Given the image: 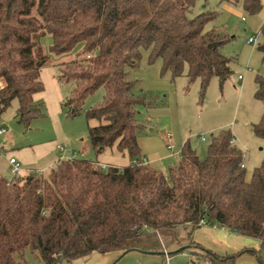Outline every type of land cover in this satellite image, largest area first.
Wrapping results in <instances>:
<instances>
[{"label": "trees", "instance_id": "16d2710c", "mask_svg": "<svg viewBox=\"0 0 264 264\" xmlns=\"http://www.w3.org/2000/svg\"><path fill=\"white\" fill-rule=\"evenodd\" d=\"M0 0V116L16 100V117L26 127L44 115L34 95L44 88L39 78L47 56L40 38L51 35L50 51L78 56L57 64V81H73L64 105L73 115L86 97L104 89L100 102L84 110L88 139L96 154L109 148L126 153L124 167L101 168L96 161L63 158L44 175L30 172L0 176V264H27L29 251L43 264L71 262L93 253L140 249L162 253L161 232L183 227L184 248L196 249L209 264H234L243 253L218 254L196 243L191 235L205 219L264 248V159L246 178L243 150L228 129L212 135L205 158L184 143L176 164L166 173L144 157L138 136L145 130L139 107L151 95L135 92L142 52L147 64L161 60V73L200 82L203 96L212 77L231 74V58L222 53L229 36L207 28L217 12L201 0ZM258 13L262 0H220ZM257 50L264 60V25ZM255 97L264 102V76L255 78ZM255 136L264 140V105ZM259 259V258H258ZM259 263L263 264L259 259Z\"/></svg>", "mask_w": 264, "mask_h": 264}, {"label": "rangeland", "instance_id": "374dc122", "mask_svg": "<svg viewBox=\"0 0 264 264\" xmlns=\"http://www.w3.org/2000/svg\"><path fill=\"white\" fill-rule=\"evenodd\" d=\"M202 4L199 0L195 11ZM207 5L217 12V16L206 27H214L229 36V41L221 50L231 58L232 72L223 82L212 77L201 96L198 79L190 83L185 76L172 80L168 71L161 73V60L147 64V52L143 51L139 68L129 70L130 77L137 80L134 91H143L152 97L151 104L138 109L146 127L138 136V145L150 165L166 173L168 166L178 161V152L184 143H188L200 158H205L212 135L221 129H228L243 150V164L248 175L264 159V140L255 136L251 129L252 124L260 119L264 105L262 100L255 97V78L257 75L264 76V60L256 48L261 40L259 29L264 25V0L261 10L253 15L245 13L241 5L230 6L220 0H207ZM253 36L257 40L248 43L247 39ZM51 43L52 38L48 33L39 40L40 50L47 59L39 74L44 88L34 95V100L42 102L44 115L33 119L26 127L17 120V102L13 100L0 116V128L6 129L0 135V174L11 178L8 160L12 157L24 169L32 172L37 170L36 172L44 175L59 159L67 157L127 164L129 157L126 153L121 154L109 148L114 153L105 151L96 154L88 139V126L97 122L88 121L84 110L102 100V87L86 97L82 109L73 115L70 108L64 105L71 95L74 82L57 81V64L76 58L81 52V44L71 51L56 54L50 51ZM238 74L243 75L241 80L238 79ZM166 133L171 135L172 149L166 145ZM201 136L204 140L200 139ZM3 142L6 143L4 149L1 148ZM188 231L190 230L183 227L162 231V253L131 250L118 258L117 251H110L58 264H166L165 253L169 256V264H209L194 252L196 249H179L187 245ZM194 232L195 230L191 233L192 237ZM232 237L235 239L231 242L233 247H253L257 251V255L243 253L236 258L234 264H260L259 259L264 264V248H259V242L255 238L242 235ZM209 239L203 241L204 244L207 242L208 247L203 246L221 252L218 247L220 245L216 246L219 239L213 238L208 243ZM24 256L27 264H43L29 251Z\"/></svg>", "mask_w": 264, "mask_h": 264}, {"label": "crops", "instance_id": "0c3cea01", "mask_svg": "<svg viewBox=\"0 0 264 264\" xmlns=\"http://www.w3.org/2000/svg\"><path fill=\"white\" fill-rule=\"evenodd\" d=\"M234 142L235 143L237 142V139L235 137H234ZM237 145L239 146V144H237ZM1 148H3V149L6 148V143L5 142L2 143ZM113 149H115V148H113ZM113 149H110V150L109 149H106L103 152L109 151L111 153H114V150ZM115 151H117V150L115 149ZM118 153H120V152H118ZM121 154H124V153H121ZM67 158H69V157H67ZM96 162L98 163V165H100V166H103L104 165L105 167H107V166L124 167V166H126V165L129 164L130 160H129V162L127 164H122V165H118V164H115V163L109 162V161L108 162H100V161L97 160ZM149 162L150 161L148 160V163ZM8 165L10 166L9 160H8ZM35 171H37V170H35ZM30 172H32V170L24 169L23 167H21V170H20V173H19V177L26 176ZM250 175H251V173H249L248 175L246 174V178L248 179L250 177ZM0 176H2V175L0 174ZM5 178H10V177H5ZM198 230H203V231H198ZM235 235H239V234L234 233V232H232V231H230V230H228L226 228H222L219 225H214V227H211V226H200V227H198V228L195 229V232H194V235H193V240L196 243H199L200 245L203 246V244H204L203 241L207 240L208 238H210L208 240V243H210L213 238L219 239L218 240V241H220V242H218L219 244L218 243L216 244L215 241H213L216 244V246L220 245V246H218L220 248L219 251L222 250L221 252H219V253L216 252V253L221 254V255H224V254L236 253V252H238L241 249V248L237 249L236 247H233L231 245V242L235 240L232 236H235ZM206 243L207 242H205L204 245H206V247H208V245Z\"/></svg>", "mask_w": 264, "mask_h": 264}, {"label": "built area", "instance_id": "2783aa9c", "mask_svg": "<svg viewBox=\"0 0 264 264\" xmlns=\"http://www.w3.org/2000/svg\"><path fill=\"white\" fill-rule=\"evenodd\" d=\"M256 40H257V37L253 36V37H249L247 39V42L248 43H254ZM242 78H243V75L239 74L238 75V79L241 80ZM5 132H6V129L0 128V135L5 133ZM165 137H166V142H167L166 145H167V147L169 149H172L173 148V143L171 141L170 133H166ZM200 139L204 140V137L201 136ZM179 152H180V150H179ZM69 158H72V157H69ZM132 163H135V164L144 163L145 164V163H148V160L145 157H143L141 159V161L133 160ZM9 164L11 166V168H10L11 178L10 179H15V178L19 177V173H20V170H21L20 163L18 161H16V159H14L12 157V158L9 159ZM101 168L105 169L106 167L103 165V166H101ZM199 226H211V227H214V225H208L204 218L199 221ZM222 228H224V227H222ZM165 260H166V264H169V256H168L167 253H165Z\"/></svg>", "mask_w": 264, "mask_h": 264}, {"label": "water", "instance_id": "95a60500", "mask_svg": "<svg viewBox=\"0 0 264 264\" xmlns=\"http://www.w3.org/2000/svg\"><path fill=\"white\" fill-rule=\"evenodd\" d=\"M131 250H135V249H126V250H124L123 252H121L120 254H119V256H118V258L119 257H121V256H123L125 253H127V252H129V251H131ZM139 252H142V253H153L152 251H144V250H140V249H137Z\"/></svg>", "mask_w": 264, "mask_h": 264}]
</instances>
